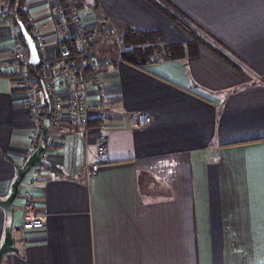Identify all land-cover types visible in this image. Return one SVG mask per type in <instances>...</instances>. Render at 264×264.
<instances>
[{
	"label": "crops",
	"instance_id": "1",
	"mask_svg": "<svg viewBox=\"0 0 264 264\" xmlns=\"http://www.w3.org/2000/svg\"><path fill=\"white\" fill-rule=\"evenodd\" d=\"M167 1L205 30L216 51L192 42L148 0H80L97 63L78 74L89 80V120L86 129L63 128L50 166L26 175L13 203L17 251L2 264H264V0ZM61 4L24 5L49 66L65 47L56 30ZM5 5L10 0H0V11ZM109 24L115 37L105 35ZM20 33L19 23L0 21V200L41 135L18 82ZM143 34L154 41L143 48L157 50L148 64L122 61L126 38ZM60 89L66 97L68 86ZM38 97L46 112V92ZM101 104L109 161L92 173ZM135 112L153 124L132 129ZM25 190L46 215L43 229L23 228ZM5 221L0 207V246Z\"/></svg>",
	"mask_w": 264,
	"mask_h": 264
},
{
	"label": "built area",
	"instance_id": "2",
	"mask_svg": "<svg viewBox=\"0 0 264 264\" xmlns=\"http://www.w3.org/2000/svg\"><path fill=\"white\" fill-rule=\"evenodd\" d=\"M8 20L13 26L12 12L9 6L5 5L0 11V21ZM75 26L77 32L71 29ZM57 35L60 41L73 39L76 41L79 53L73 54L70 48L60 47L59 53L54 60V64L49 66L48 62L40 60L41 67L37 75L30 73L32 64L29 59V50L25 46H19L15 54V65L19 76L18 82L20 87L28 90L30 100L28 109L32 120L39 134L43 127L46 112L42 110V104L38 96L42 90L50 98L51 118L45 136V149L41 153V163L37 169L45 171L50 166L52 150L57 146L55 136L63 128L86 129L89 115L90 103L88 99L89 80L87 75L79 77V73H84L90 67L97 70V63L91 59L90 46L92 44V32L83 22L80 14V0H63L57 10ZM34 40L38 52L45 58V42L39 27L32 29ZM16 35V31L12 30ZM105 35L115 37L117 32L114 28L106 25L104 28ZM131 47H124L125 52L131 51ZM39 63V64H40ZM93 79L98 84L101 78L93 73ZM68 86L69 92L65 97L61 92V84ZM100 120V134L98 136L97 153L99 161L92 165V173L98 171L101 164L109 161L108 143L106 136L107 129V112L101 104L98 111ZM153 117L146 112H135L129 114V123L134 130H143L153 124ZM24 198L23 206V228L40 230L45 227L46 215L40 210L34 200L30 190H25L22 194Z\"/></svg>",
	"mask_w": 264,
	"mask_h": 264
},
{
	"label": "trees",
	"instance_id": "3",
	"mask_svg": "<svg viewBox=\"0 0 264 264\" xmlns=\"http://www.w3.org/2000/svg\"><path fill=\"white\" fill-rule=\"evenodd\" d=\"M26 0H10V10L12 12L13 21L15 23H21L26 27V30L28 33L32 35L31 33V27L27 21L25 11H24V5ZM63 1V0H61ZM150 3H152L158 10H160L165 16H167L171 21H173L176 25H178L180 28L184 29L186 33L192 38V42L200 41L201 43L205 44L206 46H209L210 48H213L212 44L206 40L204 37L205 30L201 28L194 20L184 16L181 12L174 9L172 4L167 0H148ZM207 34V33H206ZM22 42L24 43L25 47V40L23 37V34L20 33ZM129 37V36H128ZM35 39V38H34ZM152 37H149L147 34L139 35L137 38L134 37L133 41L129 38H126L125 42L126 45L132 48V51L129 53H123L121 59L122 61L131 64L136 67L142 68L144 65L148 64L146 61L147 59H141V55H143L145 52H150L152 47H146L143 48L146 44V42L153 43ZM63 45L67 48H70L73 54L78 53V46L75 41L73 40H63ZM160 49V48H159ZM153 52H157V50H154ZM226 61L232 62L227 59L226 56H224L222 53H219ZM157 58V57H155ZM156 61H152L151 63H155ZM41 63L36 66L30 67V72L34 75L38 74V71L40 70Z\"/></svg>",
	"mask_w": 264,
	"mask_h": 264
},
{
	"label": "water",
	"instance_id": "4",
	"mask_svg": "<svg viewBox=\"0 0 264 264\" xmlns=\"http://www.w3.org/2000/svg\"><path fill=\"white\" fill-rule=\"evenodd\" d=\"M21 27V31L28 47L30 54V63L33 65H37L40 63L39 52L36 46V42L34 38L27 32L24 28L23 24L19 23ZM46 115L43 122V127L41 128V135L39 138V144L35 151L30 155V157L26 160L23 166L17 167V175L14 182L11 185V192L8 197L4 200H0V207H2L6 214L5 228H4V240L2 245L0 246V264H2L3 257L10 252H16L17 248L15 246V240L13 237V221H14V207L13 203L19 194V187L24 181L26 175L36 166L41 163V153L45 149V136L47 132V128L50 124L51 118V102L49 96L46 94Z\"/></svg>",
	"mask_w": 264,
	"mask_h": 264
},
{
	"label": "rangeland",
	"instance_id": "5",
	"mask_svg": "<svg viewBox=\"0 0 264 264\" xmlns=\"http://www.w3.org/2000/svg\"><path fill=\"white\" fill-rule=\"evenodd\" d=\"M109 26L111 28H113L110 24ZM207 36V34L205 33L204 37ZM109 37H112V36H109ZM118 42H120V40H117ZM155 50V49H154ZM153 49L150 50V52H145L143 55H141L140 57H144L143 59H147V57L150 55H152V53H156V52H153L154 51Z\"/></svg>",
	"mask_w": 264,
	"mask_h": 264
}]
</instances>
